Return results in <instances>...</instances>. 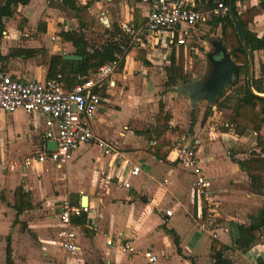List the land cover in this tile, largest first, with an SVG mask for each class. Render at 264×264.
<instances>
[{"label":"crops","instance_id":"1","mask_svg":"<svg viewBox=\"0 0 264 264\" xmlns=\"http://www.w3.org/2000/svg\"><path fill=\"white\" fill-rule=\"evenodd\" d=\"M151 1L75 0L82 8L76 13L63 6L61 0H30L26 5L17 6L20 20L3 18L0 55L4 59L0 60V69L21 80L46 79L51 56L75 54L74 46L60 38L61 30H78L81 25L87 42L95 47L119 31L115 38L120 42L122 35H127L135 50L133 55L124 57L122 67L116 65L102 84L106 95H101L103 100L91 118L95 135L128 158L131 162L128 166L122 165L121 160L112 161L104 156L93 144L80 145L66 163L70 170L79 160L78 176L73 179L64 168V172L49 178L47 183L43 177V171L47 169L45 163L56 169H62L66 164L61 167L50 161L23 164L24 158L33 155L44 141L43 116L0 109V236L8 235L10 230H16L25 222L32 229L45 225L52 236L44 240L48 245L44 249L61 251L58 261L62 264H218L222 260L227 264H264V219L256 239L247 249L235 244L238 226L253 223V218L264 207L263 187L253 184L250 177L253 174L263 179L264 170L242 167L241 162L247 158L240 152L234 154L232 150L239 148L244 139V135L236 133V123L235 128L213 133L212 139L207 138L206 145H203V137L197 128L191 139H187L183 129L179 128V144H191L195 137L200 139L196 154L211 190L204 210L200 209L201 197L192 189L194 176L191 169L176 159L178 144L165 159L157 158L149 150L155 141L143 132L155 127L156 118L150 122L154 124L152 127L144 120L148 91L151 87L155 90V84L161 80L165 85L167 69L174 66L180 49H185L175 41L178 30L173 35L171 32L144 30ZM184 1L197 10L210 9L206 7L209 0ZM259 1L238 0L235 9L242 13L257 6ZM67 12L74 15L68 16ZM82 15L93 17L95 22L98 17L108 24L101 42H98L99 38L88 37L91 24ZM197 24L188 27L187 44L200 31ZM250 24V30L258 37L262 36L264 11L254 16ZM52 34L56 36L54 40H51ZM20 49L35 52L26 57L13 54ZM257 51L264 53L262 49ZM188 55L191 62V53ZM222 113L215 111L211 120H219ZM169 124L174 126L170 121ZM225 124L221 122L220 125ZM90 149L97 150V155L82 157ZM131 165L139 166L136 175L130 174ZM125 181L130 187L123 186ZM17 188L28 194L31 204L21 213H17L14 207ZM84 196L89 212L72 217H84L81 223L72 221L78 247L74 252L66 253L57 237L61 228L58 218L60 200L68 197L72 204L80 205ZM167 209L172 210L170 216L165 214ZM92 225L112 235L123 232L129 236L134 251L128 252L119 245H106L105 239L91 229ZM11 247L7 236L4 256L6 260L9 248L14 264ZM145 249L157 256L156 262H147L143 256Z\"/></svg>","mask_w":264,"mask_h":264},{"label":"built area","instance_id":"2","mask_svg":"<svg viewBox=\"0 0 264 264\" xmlns=\"http://www.w3.org/2000/svg\"><path fill=\"white\" fill-rule=\"evenodd\" d=\"M227 12L228 6L220 2L213 8L197 10L184 0H152L143 28L150 33L171 32L172 35L175 30H178L175 41L185 46V54H189L192 46H189L186 40L188 27L213 18L224 17ZM55 38L56 36L52 34L51 40ZM188 60L190 62V57ZM116 65V62L105 63L71 87H67L60 74L43 80L36 78L21 80L0 69V109L9 113L22 110L29 114H40L44 118V141L33 155L24 158L25 166L33 161H50L57 167H61L67 163L78 146L85 144H93L112 161L121 160L122 165H130L128 158L109 142L95 135L91 124V118L98 111L103 100L101 94L95 89L113 73ZM109 83L111 84L108 80ZM48 140L55 141V149H47ZM199 145L198 137H195L191 144H178L175 147L176 159L191 169L194 176L192 182L194 194L209 201L210 183L196 154ZM130 167L131 175H136L140 170L138 165ZM123 186L130 187V184L125 181ZM88 212L89 207L85 204L74 205L68 197L60 200L58 218L61 228L57 231V237L61 248L66 253L74 252L78 247L72 217ZM165 214L170 216L172 210H165ZM91 229L105 239L106 245H119L128 252L134 251L129 236L123 232L112 235L100 230L97 225H92ZM143 256L148 263L157 261V256L149 249L143 250Z\"/></svg>","mask_w":264,"mask_h":264},{"label":"trees","instance_id":"3","mask_svg":"<svg viewBox=\"0 0 264 264\" xmlns=\"http://www.w3.org/2000/svg\"><path fill=\"white\" fill-rule=\"evenodd\" d=\"M30 0H3L0 4V38L4 31L3 18H16L21 19V15L17 11V6L26 5ZM52 2L53 0H49ZM234 11L239 21L240 27L243 31L246 43L251 49L252 53L256 50H264V34L260 37L255 32L250 30L249 25L253 21L254 16L264 11V0H260L257 6H252L242 13ZM220 3L227 5L229 0H219ZM61 4L68 7L76 13L80 12L82 8L76 5L75 0H61ZM216 4L209 2L206 4L207 8H213ZM214 19V18H213ZM212 23V22H211ZM214 24L219 26L220 35L219 40L227 47L231 56L239 64V75L244 76V86L242 88V94L239 96L233 105L230 95L221 96L213 104L217 108H230L233 112L232 121L236 123V133L243 135L244 130L249 126L255 132L256 145L260 148V154L247 158L241 162V166L249 170H264V98L253 95L247 87L246 73H247V54L243 48L233 22L229 16V12L224 17H217L214 19ZM21 26L20 24L18 25ZM81 25L78 30H61L59 36L62 40L70 42L75 48V54L82 57L79 62L76 72L73 71V61L64 59L63 55L56 54L51 56L49 68L47 72V78H54L57 74L62 76L63 81L67 87H71L73 84L80 82L82 78L87 77L92 71L96 70L99 66L116 62L119 67L123 66L124 57L126 55H133L135 46L129 44L127 35H122V39L119 42L115 35L119 34V31L111 34L107 40L98 47L90 46L87 42L84 33L81 30ZM35 50H16L13 54L20 56H30ZM4 59L0 55V60ZM189 55L185 54L183 47L180 49L178 57L176 58L173 67L168 68V72H171L167 76L165 86L170 87L176 84L177 80L182 82H188L190 79L186 78L183 71L186 70L187 63L189 62ZM184 69V70H183ZM258 80L264 84V70H260L258 73ZM253 78V86H254ZM95 91L99 92L103 97L105 94V86L101 85L96 88ZM259 93L264 91L257 89ZM210 107V106H209ZM208 116V111L204 113L203 120ZM171 114L169 112H163V104L159 103V110L156 117V125L153 129L145 130L144 135L148 136L150 140H154L155 143L149 147L150 152L159 159H165L166 155L180 143V130L175 126L169 124ZM253 184H260L263 187V179L256 175H250ZM261 187V188H262ZM14 207L17 213H21L25 209L31 207L29 202V196L26 192H23L20 188H17L14 192ZM205 200L201 198L200 206L201 210H204ZM264 219V207L260 210L257 217L253 218V223L248 226H238V236L235 239V244L238 247H242L243 250L247 249L253 241L256 239L259 229L262 226V220ZM73 222H83L84 217L79 219H72ZM7 264H12L10 259V249L7 248ZM225 263L223 261L218 264Z\"/></svg>","mask_w":264,"mask_h":264},{"label":"rangeland","instance_id":"4","mask_svg":"<svg viewBox=\"0 0 264 264\" xmlns=\"http://www.w3.org/2000/svg\"><path fill=\"white\" fill-rule=\"evenodd\" d=\"M67 15L72 16L74 13L67 12ZM82 16L87 22H90L91 24V26L88 28L89 32H87L88 37L94 38L96 40L99 38L98 42H101L104 35V29L108 26V24L104 23L103 20L98 19V17L96 18L95 22L93 17L91 19V17L89 18L87 15ZM214 19L211 20L212 23L207 22L203 25H196L200 31L193 38H191L189 43L192 45V49L190 50L192 61L187 63L186 70L183 71L186 78L190 80L198 79L203 74L206 62L205 52L210 49V40L213 38H219V26L214 24ZM250 26L251 24L249 25V28ZM50 31L52 32V29H50ZM261 69L264 70V53L257 51L254 54L253 78L255 83L253 87L256 90L259 89L264 91V86H262V83L260 84L257 80L258 72ZM170 73L171 72H167V75L164 76V82ZM182 83L183 82L181 80H177L176 84L173 86L175 87ZM244 84V76L239 75L238 82L234 86L227 89L222 96L224 97L226 95H230L232 99L230 104L233 105L236 99L241 96ZM155 88L156 89L154 90L151 87L148 91V106L146 107L147 113L144 116V120L147 122V124H149V127L154 126V124H150V122L153 120L155 121L158 112V105L159 103H162L163 112H165V110L171 112L172 115L170 122L174 124L175 127L182 128L183 135L187 139H191L195 134L194 129H198L199 134H201V137H203V145L208 143L207 138L209 140L213 138V133H219L221 132L220 130L227 131L229 128H235V122L232 121L233 112L230 110V108H223V110H220L213 103L208 105L206 102H200L193 109H191L188 99L174 95L172 93V88L166 87L162 80L158 84H155ZM207 111L208 116L205 120H203V115ZM215 111H223L222 115L219 117V120H211ZM221 122L227 123L229 126L226 127L223 125V127L220 125ZM253 132L254 131L249 126L244 130V139L241 141L242 145L239 148L237 147V149H232L234 150V154L237 152L243 153L244 158H251L260 154L259 150H257L256 135ZM97 153V150L90 149L89 151H85V154H83L82 157L94 158ZM79 165V160H76L74 167L69 170L66 168L68 164H66L62 169H56L50 163H45L44 167L47 169L43 171V177L46 180L44 181L48 183L49 178L51 179L54 175L64 172V168H66V171L74 179L78 176L77 168ZM7 236H9L10 244L12 245V260L14 261V264H62L61 261H58V258H61V251L56 250V252H52L47 248L44 249V247H48V245L44 243V240L52 236V233L48 231V227L45 225H39L32 229L26 222L25 225H19L16 230H10L8 235L3 237L0 236V264H7L4 256Z\"/></svg>","mask_w":264,"mask_h":264},{"label":"water","instance_id":"5","mask_svg":"<svg viewBox=\"0 0 264 264\" xmlns=\"http://www.w3.org/2000/svg\"><path fill=\"white\" fill-rule=\"evenodd\" d=\"M209 2L217 4L219 0H209ZM228 12L237 36L247 54V87L253 95L264 98V93L257 92L253 87V53L246 43L243 31L235 15L234 0H229ZM64 59L73 61V71L76 72L82 57L76 54H65ZM205 60V70L198 79L171 87L174 95L188 99L191 109L200 102H206L208 105L216 102L239 79V64L233 59L221 40L217 38L210 40V49L205 52ZM46 146L48 150H53L56 147V143L55 141L48 140ZM83 204H87L85 196Z\"/></svg>","mask_w":264,"mask_h":264}]
</instances>
